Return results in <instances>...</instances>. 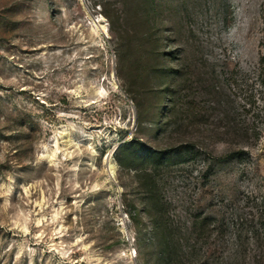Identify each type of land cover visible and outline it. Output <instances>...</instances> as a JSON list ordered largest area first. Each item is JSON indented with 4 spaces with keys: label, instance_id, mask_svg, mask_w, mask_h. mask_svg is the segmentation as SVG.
I'll use <instances>...</instances> for the list:
<instances>
[{
    "label": "rangeland",
    "instance_id": "obj_1",
    "mask_svg": "<svg viewBox=\"0 0 264 264\" xmlns=\"http://www.w3.org/2000/svg\"><path fill=\"white\" fill-rule=\"evenodd\" d=\"M0 264H264V0H0Z\"/></svg>",
    "mask_w": 264,
    "mask_h": 264
},
{
    "label": "bare ground",
    "instance_id": "obj_2",
    "mask_svg": "<svg viewBox=\"0 0 264 264\" xmlns=\"http://www.w3.org/2000/svg\"><path fill=\"white\" fill-rule=\"evenodd\" d=\"M113 162L112 163H110V169H111V171H112V173H114L115 172V164H114V159L112 160Z\"/></svg>",
    "mask_w": 264,
    "mask_h": 264
},
{
    "label": "trees",
    "instance_id": "obj_3",
    "mask_svg": "<svg viewBox=\"0 0 264 264\" xmlns=\"http://www.w3.org/2000/svg\"><path fill=\"white\" fill-rule=\"evenodd\" d=\"M162 153V152H161ZM161 153H158V152H155L154 154H157V156L159 155V156H162V154ZM147 156L150 154V156H153L154 154H152V151H149V150H147ZM151 158V157H150Z\"/></svg>",
    "mask_w": 264,
    "mask_h": 264
}]
</instances>
